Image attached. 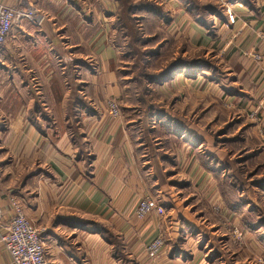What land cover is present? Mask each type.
I'll use <instances>...</instances> for the list:
<instances>
[{"label":"crops","instance_id":"obj_1","mask_svg":"<svg viewBox=\"0 0 264 264\" xmlns=\"http://www.w3.org/2000/svg\"><path fill=\"white\" fill-rule=\"evenodd\" d=\"M1 1L10 9L32 6L45 22L20 21L0 50V232L11 221L15 198L40 231L47 264H232L217 258L216 247L200 250L199 240L220 214L223 230L226 224L246 232L253 227L243 221L242 188L231 177L237 202L221 197L217 180L229 170L218 171L213 154L202 158L189 148L192 141L200 145L199 130L137 104L133 88L122 85L124 54L114 39L119 2ZM261 65L264 75V59ZM260 88L264 92V79ZM112 101L120 106L117 119L109 114ZM259 107L264 111V97ZM145 198L165 208L162 220H136ZM156 235L165 248L149 260L144 245ZM226 247L217 253L225 256ZM233 255L234 264L242 261L239 252ZM0 264H10L1 247Z\"/></svg>","mask_w":264,"mask_h":264},{"label":"rangeland","instance_id":"obj_2","mask_svg":"<svg viewBox=\"0 0 264 264\" xmlns=\"http://www.w3.org/2000/svg\"><path fill=\"white\" fill-rule=\"evenodd\" d=\"M138 1L131 0L130 3L135 5ZM148 1L163 13L168 22L154 15L141 19L142 16L136 14V17L133 15L136 19L130 24L124 21L121 25L122 30L119 29L114 39L122 46L124 54L121 58L122 73L125 72L128 79L122 81V85L133 88L131 92H136L137 104H150L156 115L174 116L184 128L199 130L202 139L200 145L192 141L189 148L199 150L202 158L213 154L216 157L209 161L219 166L217 170L220 171V167L223 171L229 170V177L222 179L223 183L221 179L217 180L221 197L227 195L237 202L236 198L240 196L242 201L248 202V206L244 205L248 212L243 221L252 223V230L246 232L237 224L226 223L223 230L219 224L225 216L220 214L216 216L218 225L210 231L201 232L204 240L201 241L200 237V250L207 252L216 247L217 258H226L232 264L236 262L233 255L236 252L242 258L238 264H264V244L260 241L264 238V195L257 187L264 182V139L259 130L264 117V111L259 107L264 97L260 88L264 79L261 69L264 59V0ZM192 5L199 9L189 12L188 8ZM120 15L126 20L124 9ZM148 39H154V42ZM133 40L142 43L143 48L129 47ZM158 46H161L159 58L153 65L147 63L145 73L139 67L135 71L138 75L142 73L149 77L159 74L178 58L202 61L214 71L200 69L192 77L184 73L175 74L163 83L151 85L144 83L147 78L141 80L142 84L135 83L134 77L129 78L127 72H134L133 66L137 65L145 50ZM109 104L116 107L117 115L114 116ZM182 108L185 109L181 111ZM108 110L112 118L120 117V106L116 102H109ZM141 111L139 113L138 108L141 119L145 120V112ZM143 125L145 123L140 126L141 130H144ZM144 132L145 135L146 130ZM160 144L163 145V142ZM255 153L254 158L246 159ZM231 177L234 179L232 183L236 180L238 188H242L238 190L237 197L234 192L230 194L226 185ZM162 184L167 186L164 180ZM164 216L165 208L164 215L157 219L162 220ZM211 217L215 218V215L211 214ZM146 219L140 221L136 218L138 222ZM157 237L162 239L163 248L156 259L165 248L163 236L156 235L144 245L145 254L146 245ZM225 246V256L217 253L219 248ZM237 261H240L239 258Z\"/></svg>","mask_w":264,"mask_h":264},{"label":"built area","instance_id":"obj_3","mask_svg":"<svg viewBox=\"0 0 264 264\" xmlns=\"http://www.w3.org/2000/svg\"><path fill=\"white\" fill-rule=\"evenodd\" d=\"M22 20H27L32 26L40 27L45 22V17L32 6L25 9H10L0 0V50L11 34L12 29ZM65 62L70 60L65 59ZM114 116L117 109L109 104ZM12 217L8 226L0 232V247L8 255L10 264H47L45 248L40 238V231L27 222L19 202L15 198L9 200ZM164 215V208L153 200H141L135 209L138 220L147 217ZM163 241L157 237L145 247V255L149 260H154L162 251Z\"/></svg>","mask_w":264,"mask_h":264},{"label":"trees","instance_id":"obj_4","mask_svg":"<svg viewBox=\"0 0 264 264\" xmlns=\"http://www.w3.org/2000/svg\"><path fill=\"white\" fill-rule=\"evenodd\" d=\"M117 1L120 4V11L122 9L125 10L124 19H126V20H123V18H121V15L118 16L117 26L120 30H122L121 25H123V23L128 22L130 24V21L136 19L135 18L136 14L139 16H142L141 19H144L146 16L150 17L151 15H154L155 18L156 17H157V19L160 18L165 23L168 22L167 18L163 17V15H162L163 13H160V11H157L158 8H156L148 0H139L138 2H136L135 5L130 3L131 0H123L124 2L122 0H117ZM197 9H199V8H197L193 5L190 6V8H188L189 12H195V11H197ZM133 15H135V17H133ZM148 40L150 42H154V39H148ZM138 43H139L138 40H133L131 42V44L129 43V47H130V45H132L133 47H135V46L140 47L142 45V43H139V44ZM141 47L143 48V46H141ZM160 48H161V46L155 47L154 49H151V50L148 49V50H145L144 54L143 53L141 54L142 56L139 58V61H138L139 64L137 63V65L133 66L134 72H129L130 74L133 75L132 77H134L135 83L137 81L140 84L141 80L144 81L147 78V80L144 81V83L146 85H151V84L163 83L166 80H168V78L174 76L175 74L184 73V75H186L188 77H192V76H194V73L199 71L200 69H208V70L214 71L211 67L208 66V64H205L202 61H199V60L187 61V60L178 58L175 61H173L172 63H170L165 68V70H163L159 74L149 76V77L146 76L145 74H142V73L140 75H138V73L135 71H137V69L139 67H140V69L142 67L141 71L145 73V67H146L147 63H150L153 65L154 61L159 58ZM135 73L137 74V76H135L136 75ZM255 156H256V153L247 157L246 159L250 160L251 158H254ZM223 182H224V180H223ZM225 183H226V181H225ZM226 185H227V188H229V191H231L229 184L226 183ZM257 187L262 192V196H263L264 195V182L259 183L257 185ZM231 194H233V191ZM260 241L263 242V244H264V238H262ZM113 243H114V246L116 248H118V242L113 241Z\"/></svg>","mask_w":264,"mask_h":264}]
</instances>
